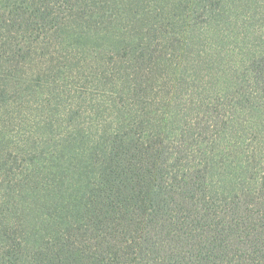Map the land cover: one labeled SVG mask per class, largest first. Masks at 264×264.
I'll return each instance as SVG.
<instances>
[{"label":"trees","instance_id":"1","mask_svg":"<svg viewBox=\"0 0 264 264\" xmlns=\"http://www.w3.org/2000/svg\"><path fill=\"white\" fill-rule=\"evenodd\" d=\"M259 1L264 2L254 0L252 7L260 10L263 22L253 25V40L235 69L243 93L201 107L195 112L200 121L193 118L187 126L173 116L141 113L129 115L117 133L108 138L104 133L86 149L79 139L67 137L63 147L70 156L48 165L57 174L33 190L41 195H30L24 175L40 170L37 158L27 152L21 159L22 146L7 141L0 127V264H264V153L256 149L240 158L263 164L257 169L245 159L237 165V160L226 161L245 141L243 152H249L254 129L259 128L254 139L264 145L263 123L252 119L249 137L236 149L225 140L226 130L238 128L228 111H252L244 108L251 103L264 114V3ZM104 4L14 0L5 7V24L28 27L54 16L58 6L93 28L105 16ZM123 5L133 13L138 5L153 12L160 6L178 12L170 17L182 22L215 16L209 12L225 5L230 13L235 0H130ZM201 10L207 16L198 14ZM198 26L193 24L195 30ZM9 89L0 84V123ZM4 143L13 145L8 154ZM217 152L223 154L219 161ZM29 175L36 184L38 177Z\"/></svg>","mask_w":264,"mask_h":264},{"label":"rangeland","instance_id":"2","mask_svg":"<svg viewBox=\"0 0 264 264\" xmlns=\"http://www.w3.org/2000/svg\"><path fill=\"white\" fill-rule=\"evenodd\" d=\"M127 1L105 0V16L93 28L56 6L57 15L47 20L8 29L5 7L14 0H0V84L10 86L0 127L7 141L22 146L21 159L27 152L37 158L40 170L24 173L30 195H41L33 190L57 174L48 165L70 156L63 147L67 137L79 139L86 149L104 133L105 138L117 133L129 115L141 113H157V119L173 116L188 126L193 118L202 119L195 113L201 107L230 99L232 93L241 97L235 69L253 40V25L263 22L260 10L252 7L254 0H235L230 13L226 5L218 12L212 9V17L201 10L198 14L207 17L182 22L170 17L178 12L160 6L157 12L146 5L128 12ZM155 15L161 16L153 19ZM193 24L199 25L196 30ZM248 106L252 111L226 113L238 125L226 130L225 140L234 149L249 137L252 119L264 129V114L256 112L261 106L244 108ZM257 129L249 152H243L249 144L245 141L226 161L237 160V165L245 159L256 169L263 166L240 160L256 149L264 153L263 142L259 146L254 139ZM4 144L3 153H10L13 145ZM221 156L217 152L215 160ZM29 173L38 177L36 184Z\"/></svg>","mask_w":264,"mask_h":264}]
</instances>
